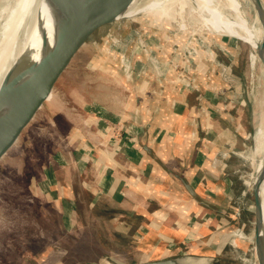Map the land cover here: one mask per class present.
<instances>
[{"label":"crops","instance_id":"crops-1","mask_svg":"<svg viewBox=\"0 0 264 264\" xmlns=\"http://www.w3.org/2000/svg\"><path fill=\"white\" fill-rule=\"evenodd\" d=\"M171 35L155 47L157 69L143 51L129 52L132 72L110 69L125 88L123 103L113 108L119 112L97 106L95 114L69 129L64 153L52 156L46 166L37 191L65 220L67 232L78 229L88 214L109 227V237L141 241L139 253L153 250L148 249L150 238L166 247L162 254H169L180 247L192 249L200 238L207 237L200 245L208 246L211 236L205 228L226 216L232 198L229 175L237 158L232 155H241L248 139L233 96L236 79L228 77L231 68L223 78L218 54L203 49L189 74L181 71L184 61L177 70L168 68L177 42ZM217 44L233 51L228 42ZM182 77L193 78L192 90L179 81ZM220 227L218 223L214 230ZM177 253L148 261L199 255ZM110 259L107 264H122L117 256Z\"/></svg>","mask_w":264,"mask_h":264},{"label":"rangeland","instance_id":"rangeland-1","mask_svg":"<svg viewBox=\"0 0 264 264\" xmlns=\"http://www.w3.org/2000/svg\"><path fill=\"white\" fill-rule=\"evenodd\" d=\"M16 1L0 0V30L6 20V10H11ZM152 1L140 0L139 5ZM238 1L244 18L251 24L254 17L252 5L249 0ZM170 10L173 12L169 19L146 12L96 30L60 76L48 100L0 159V264H107L111 263V256L121 258L123 264H132L177 252L203 255L210 263L257 264L253 185L251 183L250 189L246 184L258 159L252 152V133L264 116V71L259 64L249 68L251 49L247 44L207 31L199 25L195 15L190 19L185 12L181 18L176 3L170 5ZM145 33L147 39L152 40L153 47H149L155 54L159 53L155 47L162 45V38L172 39V33L177 42L173 41L170 55L174 48L176 53L184 54L190 47L196 55L205 48L212 54L217 53L221 61V76L227 77L225 71L230 68L233 71L228 77L236 79L233 98L238 102L237 109H241L240 119L248 134L241 155H237L239 152L232 155L237 158L229 175L232 198L226 216L209 222V228H205L204 234L211 236L207 243H211L203 247L200 244L203 242L204 245L206 240H203L207 237L200 238L192 249L180 247L169 254H162L166 247L154 244L150 238L147 245L148 249L154 246L153 250L139 253L141 241L109 237L112 235L109 227L92 221L88 214L83 215L84 220L78 229L67 232L65 220L60 219L54 205L37 191L52 156L64 153L65 137L70 128L78 127L82 120L95 114L97 106L109 108L114 114L119 112L113 108L117 102L123 103L125 88L118 83L119 79L111 77L110 69L124 72L121 57H127L130 51L135 54L141 52L138 42L141 38L147 42ZM220 40L228 42L233 51L220 48L217 44ZM134 68L131 65L130 69ZM244 96L251 104L248 112ZM82 210L84 212V208H80ZM193 222L194 225L196 221ZM218 223L221 229L216 232L214 229ZM89 240L95 246L99 242L103 248L91 247L93 253L90 255L85 248ZM52 250L65 254L60 253L62 256L59 257ZM175 256L178 255H171Z\"/></svg>","mask_w":264,"mask_h":264},{"label":"water","instance_id":"water-1","mask_svg":"<svg viewBox=\"0 0 264 264\" xmlns=\"http://www.w3.org/2000/svg\"><path fill=\"white\" fill-rule=\"evenodd\" d=\"M53 13L57 32L53 38L41 27L45 43L51 44L45 51L25 50L8 69L9 76L0 84V159L15 144L22 131L36 116L50 97L60 76L92 34L99 28L121 20L119 14L133 0H46ZM263 30V39L257 54L264 70V7L261 0H251ZM43 21V13L38 22ZM2 43L3 42L2 39ZM1 43V44H2ZM45 47V45H44ZM244 102L251 110L246 96ZM254 132V131H253ZM253 135V133H252ZM264 177V162L254 185V253L257 264H264V227L262 225V201L260 185ZM188 191H191L187 187ZM123 264V263H122ZM132 264H207L204 257L178 255L155 261Z\"/></svg>","mask_w":264,"mask_h":264},{"label":"bare ground","instance_id":"bare-ground-1","mask_svg":"<svg viewBox=\"0 0 264 264\" xmlns=\"http://www.w3.org/2000/svg\"><path fill=\"white\" fill-rule=\"evenodd\" d=\"M139 2L140 0H133L126 10L119 14V18L129 19L147 12L151 16L158 14L161 18L169 19L173 12L170 10V5L176 3L177 12L181 18L186 12L190 19L196 17L199 25L207 31L247 44L251 49L249 68L253 69L256 64H259L264 71L262 60L257 54L258 46L263 39V30L251 0L249 3L254 11L251 24H248L244 18L238 0H153L143 6H140ZM42 13L43 21L40 25L38 16H41ZM5 18L6 20L0 30V84L9 76L8 69L23 51L31 50V56H33L35 52L45 51L51 44V41L48 44L45 43L41 27L51 38L58 30L55 17L49 10L46 0H17L11 10H6ZM180 25L183 26L182 23ZM2 39L5 44L2 43ZM150 61L154 65L155 62L152 57ZM128 63V61L125 62L124 66ZM252 142V152L258 159L249 182L246 184L250 189L251 183L253 187L257 183L264 162V116L254 129ZM259 193L262 201V225L264 227V177Z\"/></svg>","mask_w":264,"mask_h":264},{"label":"built area","instance_id":"built-area-1","mask_svg":"<svg viewBox=\"0 0 264 264\" xmlns=\"http://www.w3.org/2000/svg\"><path fill=\"white\" fill-rule=\"evenodd\" d=\"M139 47L141 48V51H143V53L148 54V58L150 59L151 57L154 59V68L157 69L158 62L156 60V54L151 51L152 49H150L148 43L146 41H144L142 38L139 40ZM189 46V45H188ZM204 51L208 54V55H212V53L210 52L209 49L205 48ZM131 54H135L133 51H131ZM196 53H194V50L190 47V48H186L185 53L184 54H179L176 53V49L174 48L169 60L167 61L166 65L168 66V68H173L174 70H177L179 67V65H181L182 61H184L183 63H185L184 65L182 64V68L181 71L184 74H189L192 69H194L195 67V63H194V57H195ZM129 62L128 60V56H122L121 57V64L123 66V71L125 72V74H128L130 72H132V70L130 69L131 67V63L129 62L126 66H124L125 62ZM150 64H152V62L150 61ZM156 64V65H155ZM153 65V64H152ZM192 74V73H191ZM179 81L182 83V81L184 82V86L187 88V90H192L193 89V78L191 79H187L186 77H182L181 79H179ZM224 157V155H223ZM234 244H232L233 246Z\"/></svg>","mask_w":264,"mask_h":264},{"label":"trees","instance_id":"trees-1","mask_svg":"<svg viewBox=\"0 0 264 264\" xmlns=\"http://www.w3.org/2000/svg\"><path fill=\"white\" fill-rule=\"evenodd\" d=\"M91 247H92V248H96L97 250H99V247L103 248L101 245H99V242H97V246H95V245H93V244L91 243V241L89 240V243H88V242L86 243L85 248H88V253H89L90 255L93 253ZM214 264H220V263L217 261V262L214 263ZM221 264H222V263H221Z\"/></svg>","mask_w":264,"mask_h":264}]
</instances>
